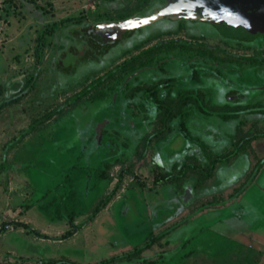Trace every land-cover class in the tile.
<instances>
[{"label": "rangeland", "instance_id": "obj_1", "mask_svg": "<svg viewBox=\"0 0 264 264\" xmlns=\"http://www.w3.org/2000/svg\"><path fill=\"white\" fill-rule=\"evenodd\" d=\"M103 1L0 0L1 82L16 80L38 65L42 69L34 82L37 92L0 108V228L6 209L15 204L30 208L38 228L49 219L59 223L63 217L70 223L81 208L95 215L114 214V220L102 216L93 230L62 244L32 241L19 229L3 231L1 254L17 249L8 255H20L22 261L29 260L26 254L36 255L33 261L38 264H264V109L247 110L253 114L243 113L242 119L234 108L196 109L195 120L185 129L171 125L169 134L164 128L162 139L147 141L145 152L140 146L112 162L105 190L92 175L105 157L94 155L86 140L87 120L93 115L84 114L78 105L44 123L47 108L61 105L97 69L52 68V44L62 28L93 19L99 6L126 2ZM128 1L129 6L136 4ZM42 33L46 48L39 62ZM5 96L0 93V99ZM248 136L254 137L219 161L213 176L204 177L209 159L202 145L214 156L226 155ZM15 146L19 150L13 162L7 155ZM12 162L23 165L19 172L24 196L19 202L20 190L9 189L12 172L17 171ZM5 228L17 226L9 221Z\"/></svg>", "mask_w": 264, "mask_h": 264}, {"label": "flooded vegetation", "instance_id": "obj_2", "mask_svg": "<svg viewBox=\"0 0 264 264\" xmlns=\"http://www.w3.org/2000/svg\"><path fill=\"white\" fill-rule=\"evenodd\" d=\"M114 1L122 0L103 2ZM135 1L131 6L128 0L99 6L93 19L62 28L51 48L52 68H97L61 105L43 115L48 123L78 105L93 115L87 120L86 140L94 155L105 157L95 171H107V163L137 147L145 152L147 141L162 139L164 128L171 134V125L193 122L196 109L234 108L241 119L243 113L253 114L247 110L264 109V0ZM170 6L172 13L136 28H111ZM39 38L41 62L46 43L43 33ZM101 67L108 69L97 73ZM41 72L38 65L16 80H0V93L6 94L0 106L37 92L34 82ZM155 125L161 127L153 129Z\"/></svg>", "mask_w": 264, "mask_h": 264}, {"label": "crops", "instance_id": "obj_3", "mask_svg": "<svg viewBox=\"0 0 264 264\" xmlns=\"http://www.w3.org/2000/svg\"><path fill=\"white\" fill-rule=\"evenodd\" d=\"M28 136L29 135H27V137ZM17 146H18V143H17ZM17 146H15L12 149L11 153L7 155L8 157L13 156L12 157L13 162L15 159V155L18 153V150H19L17 148ZM13 162H12V164L14 166H16L15 168L17 171H16V173L12 172V176H11L10 182H9V189L13 193L20 190L19 192H20V195L22 196V198L19 197L18 192L16 193V196H17L16 200L19 202L23 199V196H24V194H23L24 192L21 190L24 187V185H23L24 180L21 178L22 174L19 172L21 170V168L23 167V165L19 164V163H13ZM17 165H18V167H17ZM100 171L101 170H98L95 173H93L92 175L94 178L97 177V179H99V181L101 182L102 180H100V178H99ZM87 185L89 186V184H87ZM106 185H107V183L105 185H103L104 190L106 189ZM96 202H98V200ZM116 204H118V202ZM26 206L28 207L29 205H26ZM11 208H12L11 205H9V208H7L5 211L6 212V218H3L1 220V222H3V224L4 223L7 224V222H9V221L14 222L15 225L17 226V228H14V229H6L5 228L4 230H2V226H1L0 234H2V232L6 231V230H17V229H19L21 234H26L25 235L26 237L32 236V241L42 242V243H46L49 245H51L52 243H61L62 244L63 242H65L67 240H72L74 238L76 239V237H78L82 232H85V234H87L89 231V228H91L93 230L94 224L96 222H98L102 216L103 217L104 216L110 217V219L114 220V214H112L109 211L103 212V213H105V215L103 213L95 215L94 212L93 213H92V211L90 212L89 209L84 210L81 208L80 210H78L76 212L73 219L70 220V223H68V221L66 219H64L63 217L59 219V223L49 219L47 222H44L43 226L41 225L42 228H38V227L34 226L35 221L33 218H35V217L31 216L28 213L30 208L24 209V208L20 207L18 204L13 205V208L12 209ZM104 209H107V208H104ZM126 211L127 210H125V212ZM7 215H9V217H13V218H11V220H8L9 218H7ZM36 219L38 221H40V219L43 220V218H41V215H37ZM107 219H109V218H107ZM37 224H40V223H37ZM70 229L73 230L72 233H69ZM91 229H90V231H91ZM67 234H70V235L66 236ZM1 251L2 250L0 249V264H38V263L33 261L36 257H38L36 255L29 256L26 254L25 258H28L29 260H26V261L23 260L22 261L20 259V255H18V256L8 255V254L18 252L17 249H12L11 251L8 250L7 253H4L3 255L1 254ZM10 252H12V253H10ZM47 255H49V253L44 252L43 256H47ZM29 257H32V258H29ZM58 262L59 263H57V264H61V261H58ZM68 264H72V263H68ZM81 264H95V262L89 261V262H85V263H81Z\"/></svg>", "mask_w": 264, "mask_h": 264}, {"label": "trees", "instance_id": "obj_4", "mask_svg": "<svg viewBox=\"0 0 264 264\" xmlns=\"http://www.w3.org/2000/svg\"><path fill=\"white\" fill-rule=\"evenodd\" d=\"M38 55H39V58H42V43H41V48L38 52ZM14 101V99H8L6 101H4L1 106H6L10 103H12ZM0 106V107H1ZM184 129L186 127V125H181ZM186 133H183L184 135L188 134V130L185 131ZM264 134V133H263ZM254 136H248V137H244L242 139H240L238 142H236V147L231 150V152L227 153L226 155H219V156H214L213 153L211 151L208 150L207 146L205 145H202V148L204 150V153L206 154V156L208 157L209 159V165L207 166L206 170L203 171L204 172V177H211L213 176V173H214V170H215V167H216V164L219 162V161H226L227 158H229L231 155L237 153L238 151H240V147H243L245 146V144L251 140V138H253ZM206 147V148H205ZM114 162V161H113ZM112 163H107L106 165L107 166H110ZM169 176L171 174H168ZM99 178L100 180H102L101 182H103L104 184L108 183V177H107V171L106 170H101L100 173H99ZM204 180V179H203ZM202 180V181H203ZM202 181H198L199 183H201ZM105 203V200L102 201L101 204L98 205V209H100L102 207V204ZM5 229V223L2 225V230Z\"/></svg>", "mask_w": 264, "mask_h": 264}, {"label": "water", "instance_id": "obj_5", "mask_svg": "<svg viewBox=\"0 0 264 264\" xmlns=\"http://www.w3.org/2000/svg\"><path fill=\"white\" fill-rule=\"evenodd\" d=\"M172 13V7H167L166 9L160 11V12H156L154 14H152L151 16L148 17H138V18H134V19H130V20H124L121 21L115 25H111V28L117 29V31H125L128 29H133L136 28L138 26L143 25L144 23H146L147 21L151 20V19H155L158 18L160 16H165Z\"/></svg>", "mask_w": 264, "mask_h": 264}]
</instances>
